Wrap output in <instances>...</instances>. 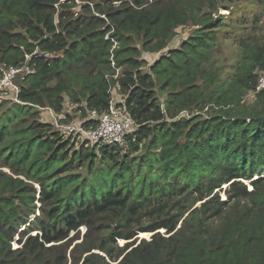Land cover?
Masks as SVG:
<instances>
[{
  "label": "trees",
  "instance_id": "obj_1",
  "mask_svg": "<svg viewBox=\"0 0 264 264\" xmlns=\"http://www.w3.org/2000/svg\"><path fill=\"white\" fill-rule=\"evenodd\" d=\"M78 1L0 0V81L31 71L0 87V264H264V39L227 73L236 0ZM111 95L121 144L40 119L92 132Z\"/></svg>",
  "mask_w": 264,
  "mask_h": 264
},
{
  "label": "rangeland",
  "instance_id": "obj_2",
  "mask_svg": "<svg viewBox=\"0 0 264 264\" xmlns=\"http://www.w3.org/2000/svg\"><path fill=\"white\" fill-rule=\"evenodd\" d=\"M77 3H79L78 0ZM229 8V11H219V16L223 17V25L218 28L217 51L215 52V57H217L216 62L219 65H223L227 73H231L237 64L238 50L240 49L239 41L241 39L249 38L254 32H256L261 39H264V0H236L235 4ZM192 30L191 28L177 30L176 36L170 45L177 47L179 42L185 40ZM144 58L146 63L151 65L154 62L155 56L144 55ZM9 98L13 99L11 93L7 94L5 91L0 92V102L10 101ZM69 112L70 110L68 109L67 113ZM40 119L43 122H54L55 118L50 112H46L41 113ZM72 119L77 122L81 120L79 114L72 115ZM260 176L264 177V174ZM254 179H256V177H254ZM244 182L246 185L250 183V181ZM227 185L222 186L219 191L222 199L225 197L224 191ZM197 206L199 205L197 204ZM145 226L146 224L144 227ZM84 232V228H81V236ZM35 234L36 233L33 232V235ZM150 237L151 234L142 233L138 236V240L141 241L142 239H149ZM117 244L122 246L124 242L119 241ZM13 246L16 248V244Z\"/></svg>",
  "mask_w": 264,
  "mask_h": 264
},
{
  "label": "built area",
  "instance_id": "obj_3",
  "mask_svg": "<svg viewBox=\"0 0 264 264\" xmlns=\"http://www.w3.org/2000/svg\"><path fill=\"white\" fill-rule=\"evenodd\" d=\"M30 73L31 71L28 66H24L21 69L10 68L6 73H4L5 75L0 81V87L11 88L15 95H17L19 89L14 84V78L19 75L20 80L23 81L24 78ZM117 76L118 71L115 70L114 78H116ZM259 88H264V77L260 79ZM89 116L90 118L96 119L98 121L97 129L89 133L83 132L81 128L75 125H59L55 119L53 124L55 127L65 129L67 133L81 132L85 134L90 141L102 142L104 145H110L115 143L121 144L125 136L132 131L135 125L129 117L125 116V114L116 107L114 95H111L110 105L107 113L98 117L94 112H91Z\"/></svg>",
  "mask_w": 264,
  "mask_h": 264
},
{
  "label": "water",
  "instance_id": "obj_4",
  "mask_svg": "<svg viewBox=\"0 0 264 264\" xmlns=\"http://www.w3.org/2000/svg\"><path fill=\"white\" fill-rule=\"evenodd\" d=\"M199 205V204H198ZM142 227L144 226V225H141Z\"/></svg>",
  "mask_w": 264,
  "mask_h": 264
}]
</instances>
